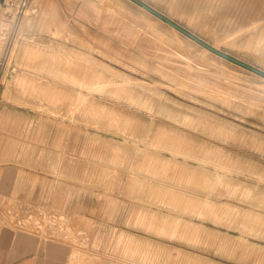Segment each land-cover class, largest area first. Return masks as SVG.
<instances>
[{"label":"rangeland","instance_id":"obj_1","mask_svg":"<svg viewBox=\"0 0 264 264\" xmlns=\"http://www.w3.org/2000/svg\"><path fill=\"white\" fill-rule=\"evenodd\" d=\"M140 1L264 72V0ZM17 234L31 264H264V78L132 0H0V264Z\"/></svg>","mask_w":264,"mask_h":264},{"label":"crops","instance_id":"obj_2","mask_svg":"<svg viewBox=\"0 0 264 264\" xmlns=\"http://www.w3.org/2000/svg\"><path fill=\"white\" fill-rule=\"evenodd\" d=\"M36 247V244L32 245L30 239L26 236L21 234L15 235L10 243L6 242L4 245V250L10 253L3 264H31L29 258L34 253ZM36 249L38 250L39 248L37 247ZM37 256L36 259L38 258ZM53 264H64V261L60 259L56 263L53 262Z\"/></svg>","mask_w":264,"mask_h":264},{"label":"water","instance_id":"obj_3","mask_svg":"<svg viewBox=\"0 0 264 264\" xmlns=\"http://www.w3.org/2000/svg\"><path fill=\"white\" fill-rule=\"evenodd\" d=\"M133 2L137 3L138 5H140L144 10H146L147 12L155 15L156 17H158L159 19L163 20L165 23H167L170 27H172L173 29H176L177 31L185 34L186 36L190 37L191 39H193L195 42H197L198 44H200L201 46L205 47L206 49H208L209 51L213 52L214 54L229 60L241 67H244L252 72H254L255 74L261 76L264 78V72L253 68L223 52H220L218 50H216L215 48L209 46L208 44L204 43L202 40L196 38L195 36H193L192 34H190L189 32H187L186 30H184L183 28H181L178 24L174 23L173 21H171L170 19L166 18L165 16H163L162 14L158 13L157 11H155L154 9H152L151 7H149L148 5H146L145 3H143L140 0H132Z\"/></svg>","mask_w":264,"mask_h":264},{"label":"bare ground","instance_id":"obj_4","mask_svg":"<svg viewBox=\"0 0 264 264\" xmlns=\"http://www.w3.org/2000/svg\"><path fill=\"white\" fill-rule=\"evenodd\" d=\"M176 30V29H175ZM187 60V59H186Z\"/></svg>","mask_w":264,"mask_h":264}]
</instances>
